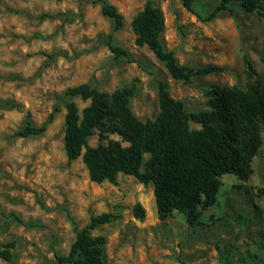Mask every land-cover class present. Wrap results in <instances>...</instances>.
Masks as SVG:
<instances>
[{
    "label": "rangeland",
    "instance_id": "1",
    "mask_svg": "<svg viewBox=\"0 0 264 264\" xmlns=\"http://www.w3.org/2000/svg\"><path fill=\"white\" fill-rule=\"evenodd\" d=\"M105 1L123 15L121 29L94 0H0V251L15 244L11 261L0 264H54L77 230L103 215L109 221L91 234L106 238L104 264H264V143L250 179L221 177L214 204L195 225L178 213L161 221L153 186L132 176L92 182L82 156L70 163L64 149L66 105L75 103L82 115L90 104L65 96L81 84L109 94L132 88L130 108L146 123L160 112V83L188 112H199L209 109L213 85L246 88L247 61L264 78V19L239 2L230 4L233 13L213 16L220 0H196L193 11L180 0H153L164 15L160 41L180 65L222 68L185 83L136 44L132 21L146 0ZM109 36L126 55L115 57ZM55 108L44 134L15 137ZM109 139L128 146L117 134ZM88 143L98 146V133Z\"/></svg>",
    "mask_w": 264,
    "mask_h": 264
},
{
    "label": "trees",
    "instance_id": "2",
    "mask_svg": "<svg viewBox=\"0 0 264 264\" xmlns=\"http://www.w3.org/2000/svg\"><path fill=\"white\" fill-rule=\"evenodd\" d=\"M180 1L193 11L196 0ZM94 2L100 4L105 17L114 21L116 30L124 26L123 15L116 7L105 0ZM232 2H239L246 12L264 19V0H220L213 16L222 11L233 13L229 7ZM132 28L136 44L147 46L175 80L190 83L193 77L222 71L213 65L193 69L178 63L174 53L167 51L160 41L164 15L153 0H146L143 10L132 21ZM107 44L116 58L126 55L114 45L112 36ZM246 63V88L213 85L209 109L205 111L188 112L182 101L170 96L167 85L160 83V112L146 123L139 121L130 108L132 88L124 87L109 94L85 83L68 89L66 97L90 101L82 115L75 103L66 105L64 149L68 161L82 156L91 181L97 184H116L119 174H124L144 186L152 185L161 221L178 213L190 225L197 224L202 211L214 204L221 177L234 175L244 182L250 179L253 161L264 143V78L252 63ZM56 112L58 108L41 126L28 124L15 137L44 134ZM95 133L99 135V144L91 147L88 140ZM110 134H117L128 146L122 148L109 139ZM134 215L139 220L144 218L141 204L135 205ZM108 221L107 215L92 218L87 227L77 230L69 253L55 255L54 264H104L106 238L92 236L91 231ZM14 246V243L5 245L0 258L11 261Z\"/></svg>",
    "mask_w": 264,
    "mask_h": 264
}]
</instances>
